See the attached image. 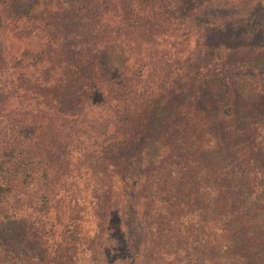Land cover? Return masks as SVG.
Here are the masks:
<instances>
[{
    "label": "trees",
    "instance_id": "1",
    "mask_svg": "<svg viewBox=\"0 0 264 264\" xmlns=\"http://www.w3.org/2000/svg\"><path fill=\"white\" fill-rule=\"evenodd\" d=\"M54 2L0 0V39L21 41L0 42L7 72L43 74L38 96L9 86L0 97L9 264H264V0H59L51 10ZM39 5L50 20L60 13L61 40L103 42L105 30L114 57L100 70L77 58L58 84L46 63L59 49L33 41L50 30L34 33ZM88 104L101 169L68 131ZM98 173L103 202L84 231L77 204L59 199L76 201L73 181Z\"/></svg>",
    "mask_w": 264,
    "mask_h": 264
},
{
    "label": "rangeland",
    "instance_id": "2",
    "mask_svg": "<svg viewBox=\"0 0 264 264\" xmlns=\"http://www.w3.org/2000/svg\"><path fill=\"white\" fill-rule=\"evenodd\" d=\"M57 1L59 0H56V2H54L51 10H53L56 7V5L59 3ZM37 7L39 8L31 12V15H32L31 23L32 25H35L34 33L38 31V29L40 28L42 24H47L50 30L47 31L48 34L44 36H42L41 33L37 35L35 34L33 41L36 44H41L45 46V48H48V46L45 44H48V41H50L53 43V44L51 43V46H55L56 49L58 48L59 50H63L61 52H59L58 50L56 54L54 53V56L52 58L51 57L48 58L47 63H46L48 69L49 70L51 69L52 71L51 72L52 76H54L55 78L56 77L58 78V84L63 85L65 83L66 78L72 76V73H70L67 67L69 68L75 67L77 63H81L80 59H83V61H85L86 58L87 60L92 59L93 63L97 65L98 69L100 70L102 68L104 69V65L106 66L108 61H110L114 57L113 54L110 55V53L106 49L108 48L110 41L106 39V35L104 34L105 30H102V41L103 42L99 40L98 36L97 37L95 36L90 42L87 43V45L86 44L81 45L79 42H76L74 44V41L70 42L66 40H61V37H63L62 35L64 34V32L62 31L64 30L63 28L60 27V23H61V21L59 20L60 13H53L52 11L54 19L50 20L47 17V14L49 15V13H46V14L44 13L46 12L44 7H42L41 5ZM12 8L15 9L16 11H19L17 10L15 5H12ZM0 42L4 44L6 50L7 48H10V49L13 48V45L18 46L21 44V41L11 36L9 37L4 36V38L0 39ZM71 44L74 45L75 47L74 51H72V53L71 51L69 52L64 51L66 50V48L71 47ZM5 49L3 48L2 50H0V57L2 58L1 65H0V97L4 96L5 93L3 90L8 88L9 86H15V91L18 94L28 92L32 98L38 96L37 94L41 92V89L37 86L39 85L38 79L43 77V74L42 73L39 74V78L37 80H33V78H31L30 80H25L21 78V76L29 75V73H33L34 71H31L29 73H26L25 71H23L22 75L18 74V78L14 79V76H13L14 73L7 72L6 65H7V62L9 61H8ZM181 56L182 55H178V58ZM77 58H80V59H77ZM107 59L108 61H106ZM181 67H183V65H181ZM20 79L22 80V82L20 81ZM70 79L71 78H69V81H71ZM18 80L20 81L19 84H18ZM18 98L23 103L28 102V101L30 102L29 97L18 95ZM9 102L10 101L7 100L5 103H1V104H9ZM1 112H4V110ZM84 112H85L84 116L79 117L78 118L79 121H76L77 124L76 123L73 124L74 122L70 121V119L67 121L68 126H69L68 131L71 134L70 136L73 142L75 140L82 139L83 141L87 143L89 153L86 155L88 157H90L91 155L93 158L96 156L94 161H97L96 162L97 168L101 169L103 162L102 160L100 161L101 158L98 152H96V154L93 153V148L96 145L94 146V143H92V141L94 140V137L95 138L97 137L96 136L97 108H93L91 104H88ZM62 180H64V178ZM105 181H106V178L103 173H98L97 175H95L94 178L89 177V178H84L83 180H80L79 178H77L70 185V190H68L70 195L76 196L75 197L76 201H73L72 198L68 199L67 194H65L62 198L59 199V205H58L59 207L69 208L70 210H72L71 204L73 205L77 204L78 211L76 213H79V216H80L79 218H82L81 219V229L84 231H89L90 228L92 227V221H90L91 219L90 217H93V216L91 215L89 211L90 210L95 211L94 209L100 210V204L103 202L102 201L103 193L97 190V192H101L99 195H97L94 193L93 189H97V187L99 186H104L106 183ZM20 188L22 187L20 186ZM73 211L70 212L72 215L75 214L74 213L75 211L74 212ZM56 213H57L56 218L60 217V219L62 220L63 219L66 220L67 218H69L67 213L62 214L61 210L59 209L56 211ZM56 228L54 229V231L56 230ZM56 236H58L57 232H56ZM3 252L5 253V256H3L2 258L0 257V264H9L8 255H10V253L8 250H5L4 246L0 247V253L2 255H3ZM32 255H34V257H32ZM31 258L38 259L37 256L32 252H31ZM26 261H29L27 257H17V261L14 264H20Z\"/></svg>",
    "mask_w": 264,
    "mask_h": 264
}]
</instances>
